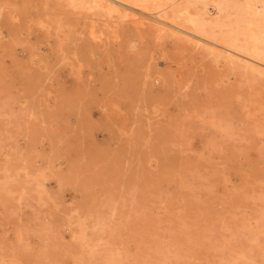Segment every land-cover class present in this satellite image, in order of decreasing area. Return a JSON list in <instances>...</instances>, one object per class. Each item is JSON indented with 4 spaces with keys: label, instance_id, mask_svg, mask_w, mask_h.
Segmentation results:
<instances>
[{
    "label": "rangeland",
    "instance_id": "1",
    "mask_svg": "<svg viewBox=\"0 0 264 264\" xmlns=\"http://www.w3.org/2000/svg\"><path fill=\"white\" fill-rule=\"evenodd\" d=\"M122 10L0 0V264H264V73Z\"/></svg>",
    "mask_w": 264,
    "mask_h": 264
},
{
    "label": "bare ground",
    "instance_id": "2",
    "mask_svg": "<svg viewBox=\"0 0 264 264\" xmlns=\"http://www.w3.org/2000/svg\"><path fill=\"white\" fill-rule=\"evenodd\" d=\"M81 1V0H80ZM84 1V0H83ZM86 1H88L89 3H91V5H93V6H96V5H101V6H106V7H108V8H110V7H113V5H115V7L116 6H118V7H121V9H126V10H128V11H131V12H133V13H135V14H137L139 17L141 16V17H146V18H148L150 21H152V22H154L155 24V27H156V29L157 30H162L163 29V26L165 27H167V30L170 32V34H172L173 36L176 34L177 36H180V34H183V35H185V36H191L192 37V39H196V40H199V41H203V42H205L206 44H208L209 45V49H211V50H216V51H218L217 53H225L226 51L227 52H230V55H227V56H225L224 55V57H226V58H230V59H232L233 58V56L234 55H236V56H240L238 59H237V61H239V60H243L245 63H246V65H247V63H249V64H251V66L252 67H255V68H258V71L259 70H261L263 73H264V22L263 23H261L263 20H264V0H260L261 1V3H262V7H263V11H262V13H258L257 12V10H256V8H255V6H254V1L255 0H244L246 3H247V6H246V8H245V10L247 9V10H250L249 12H250V14H252V17L250 18V17H248V18H244L243 16H239L238 15V13H237V15L239 16L238 17V19H240L239 21L240 22H242V21H244L243 22V24H239L240 26L241 25H244L245 26V28H244V30H243V32H242V30H240V28H239V30H237L236 29V26H234V27H232V28H230L228 31H226V34L224 35V37L221 39L220 38V40H218L220 43H216V42H213L212 40L211 41H209V39L207 40V39H205V36H207V35H203L204 36V38L203 37H201L202 35V33H200V34H198L199 32H201V30L203 31L204 30V28L203 27H205L206 28V26H207V21L209 22V19L208 20H206V18H207V16L205 17V19L203 18V17H201V14H200V18L198 19V18H195V19H193V21L194 20H196L194 23L192 22V24H194L193 26H194V31L196 30L197 31V34H194V33H192V32H189V31H187L185 28H182V27H180L179 25H176L175 23H173V22H171V21H168L167 19H163V18H161L160 16H158V15H156L155 13H153V12H150L151 10L150 9H152L153 8V6H152V8H151V5H150V11L148 10V7H149V5H148V3H147V1L148 0H86ZM150 1V0H149ZM188 1V0H187ZM196 1V0H195ZM209 1V0H208ZM216 1V0H215ZM224 1H226V0H224ZM234 1H236L237 2V0H234ZM155 3V5L157 4L156 2H158L157 0L156 1H154ZM192 2H194L193 0H192ZM191 2V3H192ZM198 2V1H197ZM205 2H207V1H205ZM204 2V3H205ZM213 2H214V0H213ZM221 2H222V0H221ZM227 2V1H226ZM236 2H233V0H232V3H235L236 4ZM75 3H77L76 1H75ZM83 4H84V2H82ZM161 3V2H160ZM187 2H186V0H185V4H186ZM188 3H190V1H188ZM187 3V4H188ZM204 3H201L200 4V2H199V4L200 5H204ZM220 3V2H219ZM225 3V2H224ZM228 3V2H227ZM226 3V4H227ZM230 3V2H229ZM231 3V4H232ZM239 3V2H238ZM78 4V3H77ZM170 4V3H169ZM168 4V5H169ZM172 4V3H171ZM215 4V3H214ZM217 4H218V2H217ZM221 4V3H220ZM231 4H229V5H231ZM234 4V5H235ZM241 4V3H240ZM240 4H238V5H240ZM243 4H244V2H243ZM82 5V4H81ZM80 5V6H81ZM164 5H165V3H164ZM172 5H174V4H172ZM191 5V4H190ZM193 5V4H192ZM196 5H198V4H196ZM206 5V4H205ZM216 5V4H215ZM225 5V4H224ZM238 5H235V6H238ZM79 6V5H78ZM157 6H158V4H157ZM160 6V5H159ZM167 6V5H166ZM165 6V7H166ZM177 6V5H176ZM189 6V5H188ZM187 6V7H188ZM216 6H218V5H216ZM232 6V5H231ZM240 6H242V4L240 5ZM156 7V6H155ZM160 7H162V6H160ZM164 7V6H163ZM183 8H184V5L182 6ZM181 7V8H182ZM203 7H205V6H203ZM224 7V6H223ZM226 7H229V6H227L226 5ZM249 9H248V8ZM90 8V7H89ZM168 8V7H167ZM170 8V7H169ZM172 8H173V6H172ZM174 8H175V6H174ZM180 8V7H179ZM179 8H175V10L176 9H178L179 10ZM180 8V9H181ZM199 8H200V6H199ZM198 8V9H199ZM221 8V7H220ZM242 8H243V6H242ZM107 9V8H106ZM157 9H159V8H157ZM161 9V8H160ZM164 9V8H163ZM185 9H187V8H185ZM195 10H196V8H194ZM206 9V8H205ZM203 10V11H206V10ZM225 9V8H224ZM231 10H232V7L230 8ZM235 9H238V8H236L235 7ZM241 9V8H240ZM111 10V9H110ZM112 10H113V8H112ZM124 10H122V11H124ZM170 10V9H169ZM175 10H174V12H173V16H174V14H175ZM177 10V11H178ZM226 10V9H225ZM233 10H234V6H233ZM242 10V9H241ZM108 11V10H107ZM106 11V12H107ZM117 11V10H116ZM118 11H119V9H118ZM161 11V10H160ZM165 11V14H168V13H166V12H168V11H166V10H164ZM163 10H162V12H164ZM172 11V10H171ZM176 11V12H177ZM180 11V10H179ZM198 11V10H197ZM199 11H202V10H200L199 9ZM227 11V10H226ZM235 11V10H234ZM232 11L233 13H234V15H235V12L237 11ZM239 12H240V10H238ZM104 12H105V10H104ZM112 12H114V10L112 11ZM130 12V13H131ZM182 12V11H181ZM186 12H187V10H186ZM191 12H193V11H191ZM216 12H218V11H216ZM248 12V11H247ZM118 13V12H117ZM124 13V12H123ZM172 13V12H171ZM198 13V12H197ZM228 13V12H227ZM233 13H230V15H231V17L233 16ZM119 14H120V16H122V14L119 12ZM163 14V13H162ZM165 14H163V15H165ZM184 14V13H183ZM189 14H190V12H189ZM192 14V13H191ZM203 14H205L204 12H203ZM219 14V13H218ZM168 15H170V14H168ZM176 15V14H175ZM193 15V14H192ZM191 15V16H192ZM195 15V14H194ZM193 15V16H194ZM227 15V14H226ZM242 15V14H241ZM119 16V15H118ZM119 16V17H120ZM125 16H126V14H125ZM128 16H130V15H128ZM134 16V15H133ZM136 16V15H135ZM138 16H136L137 17V19L139 18ZM173 16L171 17L172 19H173ZM185 16H187V15H185ZM190 16V17H191ZM192 16V17H193ZM203 16H205V15H203ZM220 16V15H219ZM257 16L259 17V23H261V24H257L258 23V21H255L256 19H258L257 18ZM123 17V16H122ZM175 17V16H174ZM190 17H189V19H190ZM195 17H198V16H195ZM227 18H228V15L226 16ZM241 17L244 19H242V21H241ZM121 18V17H120ZM126 18V17H125ZM131 18H133V17H131ZM166 18V17H165ZM176 18V17H175ZM175 18H174V20H175ZM185 18H187V17H185ZM185 18H184V20H185ZM233 18H235V16H233ZM124 19V18H123ZM128 19V18H127ZM130 19V18H129ZM136 19V18H135ZM143 19V18H142ZM145 19V18H144ZM147 20V19H146ZM191 20L192 19H190L189 21L191 22ZM216 20V19H215ZM224 20H227V19H224ZM111 21V20H110ZM173 21V20H172ZM222 21V20H221ZM230 21V20H229ZM231 21H237V20H235V19H232ZM187 22H188V20H187ZM212 22V21H211ZM210 22V23H211ZM218 22H220V21H218ZM225 22V21H224ZM223 22V23H224ZM255 22H257V23H255ZM133 23H135V22H133ZM146 23V22H145ZM215 22H214V20H213V22L211 23V26H213L212 24H214ZM221 23V22H220ZM222 23V24H223ZM227 23H228V21H227ZM236 23V22H235ZM238 23V22H237ZM236 23V24H237ZM149 24V23H148ZM180 24V23H179ZM216 24H217V22H216ZM219 24V23H218ZM217 24V25H218ZM232 24V23H231ZM230 24V22H229V25H231ZM233 25H234V23H233ZM238 25V26H239ZM149 26V25H148ZM182 26V25H181ZM190 26H191V24H190ZM208 26H210V24L208 25ZM211 26H210V29L212 30V28H211ZM228 25H226L225 27H227ZM214 27V26H213ZM192 28V27H191ZM203 28V29H202ZM238 28V27H237ZM208 29V28H207ZM155 29L154 28H152V31H154ZM210 30V32L212 33V36H210V37H215V36H213L214 34H213V32ZM165 31V30H164ZM168 31H165V32H168ZM158 32H160V31H158ZM215 32V31H214ZM169 34V33H168ZM205 34H207V33H205ZM175 35V36H176ZM201 35V36H200ZM208 35H211V34H208ZM219 35H220V33H219ZM218 36V35H217ZM220 36H222V35H220ZM208 37V36H207ZM163 38V37H162ZM177 38V37H176ZM181 39V38H180ZM179 39V40H180ZM186 39V38H185ZM183 40V39H181V41L183 40V41H186V40ZM191 39V40H192ZM215 39V38H214ZM219 39V38H218ZM257 40L256 42H255V40ZM189 40V39H188ZM187 40V41H188ZM192 41H194V40H192ZM217 41V40H216ZM254 41V42H253ZM188 42H190V41H188ZM201 43V42H200ZM191 44L193 45V44H195L196 45V43H193V42H191ZM199 45V44H198ZM197 45V46H198ZM205 46V45H204ZM243 51H245V52H247V55H245V54H243L242 52ZM207 52H208V50H207ZM209 53V52H208ZM213 54V53H212ZM248 54H250V55H248ZM214 55H216V54H214ZM217 58H218V56H216ZM219 57H220V55H219ZM229 59V60H230ZM236 59V58H235ZM234 59V60H235ZM228 60V59H227ZM233 60V61H234ZM231 61V60H230ZM229 61V62H230ZM235 62H236V60H235ZM243 63V62H242ZM242 63H240V61H239V64H242ZM232 64H233V62H232ZM234 64H236V63H234ZM237 65V64H236ZM249 66V65H248ZM248 66H247V68H248ZM251 66H249L250 67V69H253ZM243 67V66H242ZM246 66H244V68H245ZM254 68V69H255ZM246 69V68H245ZM257 70V69H256ZM256 70H254L255 72H256ZM243 71H244V69H243ZM261 71H260V73H261ZM263 73H261V74H263ZM252 74H254V73H252ZM257 74V73H256ZM264 76V75H263Z\"/></svg>",
    "mask_w": 264,
    "mask_h": 264
}]
</instances>
